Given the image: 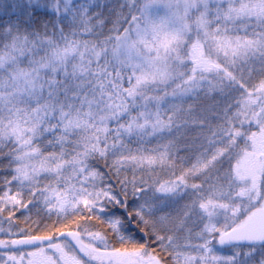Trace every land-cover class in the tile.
Instances as JSON below:
<instances>
[{"label": "snow or ice", "instance_id": "snow-or-ice-1", "mask_svg": "<svg viewBox=\"0 0 264 264\" xmlns=\"http://www.w3.org/2000/svg\"><path fill=\"white\" fill-rule=\"evenodd\" d=\"M5 222L0 264H264V0H0Z\"/></svg>", "mask_w": 264, "mask_h": 264}, {"label": "rangeland", "instance_id": "rangeland-1", "mask_svg": "<svg viewBox=\"0 0 264 264\" xmlns=\"http://www.w3.org/2000/svg\"><path fill=\"white\" fill-rule=\"evenodd\" d=\"M23 219V217H21V220ZM0 226H2V227H4V228H7L8 227V224H7V222H5V223H3L2 225H0ZM0 235H2V234H0Z\"/></svg>", "mask_w": 264, "mask_h": 264}]
</instances>
